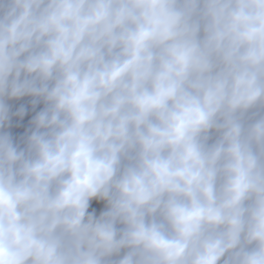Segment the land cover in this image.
I'll return each mask as SVG.
<instances>
[{"label": "clouds", "instance_id": "9594fccd", "mask_svg": "<svg viewBox=\"0 0 264 264\" xmlns=\"http://www.w3.org/2000/svg\"><path fill=\"white\" fill-rule=\"evenodd\" d=\"M0 264H264V0H0Z\"/></svg>", "mask_w": 264, "mask_h": 264}]
</instances>
